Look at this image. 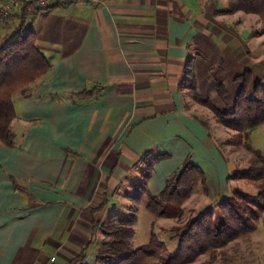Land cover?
<instances>
[{"label":"crops","instance_id":"obj_1","mask_svg":"<svg viewBox=\"0 0 264 264\" xmlns=\"http://www.w3.org/2000/svg\"><path fill=\"white\" fill-rule=\"evenodd\" d=\"M226 7L78 0L15 11L0 24L12 33L23 13L50 63L24 94H13L14 142L0 143V264H100L104 236L91 219L101 225L120 205L129 208L144 153L167 154L152 166L148 193L189 159L203 172L204 197L228 195L239 182L222 144L228 133L179 83L191 56L195 93L219 110L233 104L243 71L264 85V35L251 27L257 16Z\"/></svg>","mask_w":264,"mask_h":264},{"label":"trees","instance_id":"obj_2","mask_svg":"<svg viewBox=\"0 0 264 264\" xmlns=\"http://www.w3.org/2000/svg\"><path fill=\"white\" fill-rule=\"evenodd\" d=\"M226 1V13L240 11L256 15L261 25L258 32L264 35V0ZM36 9L40 8L33 10ZM13 29L12 36L0 44V143L5 146H11L14 142L10 130V122L14 117L13 94H24L27 87L50 67L48 59L36 47L34 31L28 24L24 25L23 13L19 14L18 24ZM192 61L191 56L185 59L179 83L194 102L211 112L215 122L232 131L225 144L242 145L247 149L248 167L236 170L232 177L252 183L256 194L251 196L234 191L219 199L213 207L188 219L176 234L178 244L172 254L167 252L164 243L152 232L146 244L131 246L134 206L131 212L109 217L101 225L91 219V227L99 228L107 238L100 243L96 253V260L100 264H189L198 256L212 254L232 240L246 237L255 230L256 222L264 210V159L257 150L250 148L247 140L251 130L264 124V85L259 81H251L249 71H243L235 77L240 85L233 104L226 110H219L209 100L201 99L195 93ZM216 90L219 96L225 92L222 83L216 85ZM166 157L165 153H144L140 159V178L131 185L126 197L134 203L144 197V208L157 218L178 219L183 211L182 202L191 194L194 184L198 182L204 191L205 180L202 170L185 159L180 168L165 180L157 194L148 193L146 181L152 166Z\"/></svg>","mask_w":264,"mask_h":264},{"label":"rangeland","instance_id":"obj_3","mask_svg":"<svg viewBox=\"0 0 264 264\" xmlns=\"http://www.w3.org/2000/svg\"><path fill=\"white\" fill-rule=\"evenodd\" d=\"M18 12H20V10H18ZM14 17V14H9L5 17V19H3V21H0V24L5 21H13ZM253 17L254 20H252L251 27L255 28V31H253L254 34H259L258 31L260 30L261 25L259 23L258 17ZM9 28L10 31L7 32V29ZM11 29V24L10 26L7 24L0 25V33L4 34L5 32L7 36L6 39H0V44H3L10 36H12L14 31H12L11 33ZM1 37L2 36H0V38ZM209 113L211 114V112ZM222 127L225 128L224 126ZM225 129L228 135L223 139V147L228 151L229 157L234 159L236 168L239 170H244L248 167V158L246 161L244 160L247 149L242 145H239L240 147H238L225 144V140L228 139L232 134L231 130L227 128ZM247 143L249 146L251 145V149L257 150L264 159V124L255 127L250 131ZM229 149L232 150V153L229 151ZM234 180L239 182L227 187L228 195L232 194V192L234 191H241L251 196H254L256 194L255 186L252 183H248L242 179ZM205 193H207L206 183L204 191L202 186H200L198 182L194 184L191 194L182 202L181 207L183 211L181 217L178 219L168 218V220H164V218H157L153 216L148 210L144 208V197L140 201L136 202L137 208H135L134 210L135 221L132 225L133 234L130 238L131 246L139 247L146 244L149 240L150 233L152 232L158 240L164 243L168 253H174L178 244L176 234L180 232L185 222L188 219L196 216L203 210L207 209L208 207H213L219 199L223 198L221 194H224L223 192L219 193L218 198L213 201L211 199V196L210 198L204 197ZM120 198L121 200H125L124 197ZM142 201H144V203ZM117 202H119V200H117ZM130 202L131 204L129 208L124 207L123 205L117 207L116 212H118V215H124L128 212H131V208L134 206V202L131 199L129 200V203ZM256 223L258 224V230L256 233L251 232L252 234L250 233L246 237L232 240L225 246L218 248L212 254L204 253L198 256L193 262L189 264H264V235H262V233H264V210L260 214ZM103 239L105 240L107 238L104 237Z\"/></svg>","mask_w":264,"mask_h":264},{"label":"built area","instance_id":"obj_4","mask_svg":"<svg viewBox=\"0 0 264 264\" xmlns=\"http://www.w3.org/2000/svg\"><path fill=\"white\" fill-rule=\"evenodd\" d=\"M78 0H5L0 8V21H3L9 14L21 10L23 13H29L35 8H44L55 4L71 3ZM53 257L49 258V262Z\"/></svg>","mask_w":264,"mask_h":264}]
</instances>
